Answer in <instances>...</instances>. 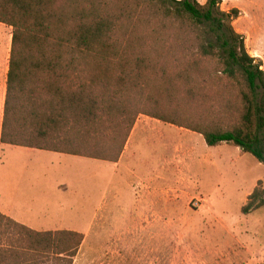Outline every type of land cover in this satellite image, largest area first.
<instances>
[{"label":"trees","instance_id":"16d2710c","mask_svg":"<svg viewBox=\"0 0 264 264\" xmlns=\"http://www.w3.org/2000/svg\"><path fill=\"white\" fill-rule=\"evenodd\" d=\"M221 1L0 0L11 28L0 143L115 163L143 115L264 166L263 63ZM263 207L259 182L241 213ZM3 226L22 244H0V264H72L83 240L0 213Z\"/></svg>","mask_w":264,"mask_h":264},{"label":"rangeland","instance_id":"374dc122","mask_svg":"<svg viewBox=\"0 0 264 264\" xmlns=\"http://www.w3.org/2000/svg\"><path fill=\"white\" fill-rule=\"evenodd\" d=\"M221 2L223 11H238L233 26L244 36L249 54L256 49L264 56V0ZM10 39L11 28L0 24V62L5 69ZM3 99L0 82V126ZM132 131L129 157L117 170L97 162L85 168L73 156L53 153L41 155L38 165L33 156L6 147L0 151V190L9 182H23L21 190H27L28 179L40 178L36 195L28 196L53 194L59 204L56 228L84 229L77 232L83 240L72 264H264V207L241 213L259 182L264 188V166L238 148L207 147L202 136L143 115ZM99 141L101 147L106 134ZM50 170L69 185L57 183L53 191L54 186L45 183ZM151 187L153 214L145 218ZM104 194L107 205L99 215ZM119 204L125 213L144 218L120 216ZM0 244L20 249L22 242L14 228L3 226ZM37 264L51 263L39 257Z\"/></svg>","mask_w":264,"mask_h":264},{"label":"crops","instance_id":"0c3cea01","mask_svg":"<svg viewBox=\"0 0 264 264\" xmlns=\"http://www.w3.org/2000/svg\"><path fill=\"white\" fill-rule=\"evenodd\" d=\"M206 1V0H205ZM204 1V3H205ZM254 33V31H253ZM252 33V34H253ZM247 45V44H246ZM254 55L252 57L259 58L263 62V67H264V56L254 49ZM6 76H7V70L3 66V62H0V82L4 88V95H5V90H6ZM136 124V123H135ZM134 130V127H133ZM133 132V131H132ZM132 136H129V139L125 145L124 151L121 154L119 160L115 163H110L107 161H102V160H95V159H89L85 157H78V156H73L77 158V161H80L82 164H78L80 166L90 167L91 163H100V164H108L114 169H119L120 166L122 165L123 160L127 157H129V152L130 148L133 142H131ZM6 147H9L8 145H2L0 143V151L5 149ZM14 147V146H11ZM17 153L19 151H24V154L22 156H33L35 160L34 162H37L38 165L41 164L40 157L41 155L45 153H53V152H46V151H40V150H35V149H29V148H23V147H14V150ZM54 155H58L59 157H65L67 155L65 154H60V153H53ZM71 156V155H68ZM74 164V163H73ZM77 166L76 164H74ZM49 175L47 176V181L45 182L48 186L53 185L52 190H55V186L57 183L61 184H66V186L69 185L65 181V179H62L63 181H59L57 171L55 170H50ZM151 180L154 178V172L152 171V174L150 175ZM23 182L17 183V182H9L7 183V186H4V189L0 190V213L6 216L7 218L13 220V222H16L20 225H23L25 227H28L29 229L31 228L34 231H55V230H63L61 228H56V218L58 217V213L56 212L57 207H59V204L55 203V200L53 198V194L51 195L49 192L45 197L43 196H28V195H36L35 191L36 186L40 188V185L42 184L40 178H30L28 179V182L26 183L28 185V189L21 190L20 185ZM152 185V184H151ZM60 186L58 187V189ZM21 190V191H20ZM29 190V191H28ZM28 191V192H27ZM48 191V189H46ZM150 209L149 212L145 214V218L148 217V215L151 213L153 214V192H152V187L150 188ZM39 195V194H38ZM107 199L106 195H103V203L99 207V215H102V211L105 210V206L107 205L104 204L105 200ZM118 214L120 216H126L129 215L131 217H141L144 218L143 214L139 213H125L127 210L124 205L119 204L118 205ZM101 213V214H100ZM106 213H104L105 215ZM53 224V225H51ZM92 228L89 227L88 230H91ZM67 231H73V232H84V229H78V228H70V229H64Z\"/></svg>","mask_w":264,"mask_h":264}]
</instances>
